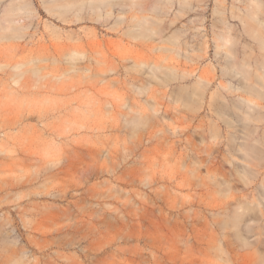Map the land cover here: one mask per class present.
<instances>
[{
  "label": "rangeland",
  "instance_id": "374dc122",
  "mask_svg": "<svg viewBox=\"0 0 264 264\" xmlns=\"http://www.w3.org/2000/svg\"><path fill=\"white\" fill-rule=\"evenodd\" d=\"M91 1L0 0V264H264L250 0Z\"/></svg>",
  "mask_w": 264,
  "mask_h": 264
},
{
  "label": "bare ground",
  "instance_id": "6f19581e",
  "mask_svg": "<svg viewBox=\"0 0 264 264\" xmlns=\"http://www.w3.org/2000/svg\"><path fill=\"white\" fill-rule=\"evenodd\" d=\"M54 3L62 2V6L65 8V10H70L72 8H76L78 10H81L84 8V6L87 4V0H53ZM110 0H92L91 1V7L95 10L101 8L103 4H109ZM111 5V4H110ZM182 10L193 9L192 3L190 0H183L181 3ZM250 7L248 8V11L244 14H242V23L244 24L245 28L247 27L248 23L250 24L251 28L249 29V33L257 38L264 46V2L262 0H250L249 3ZM28 5L24 3H21L18 7L19 9H23L27 7ZM17 6H12L10 8V11L16 10ZM3 22H8L9 27L5 26L3 22H0V30L1 31H13L18 32L20 30V26L17 24L19 21H16L13 17H11V14L7 15L5 13L2 18ZM223 39L228 41L230 40V34L225 36L223 35ZM264 84V82L262 83ZM2 152H4V149H0ZM1 237V236H0ZM1 239L3 240L4 237L2 236Z\"/></svg>",
  "mask_w": 264,
  "mask_h": 264
}]
</instances>
